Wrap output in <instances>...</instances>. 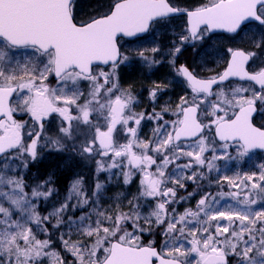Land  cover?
Masks as SVG:
<instances>
[{
  "label": "snow or ice",
  "instance_id": "6c2138e0",
  "mask_svg": "<svg viewBox=\"0 0 264 264\" xmlns=\"http://www.w3.org/2000/svg\"><path fill=\"white\" fill-rule=\"evenodd\" d=\"M253 24L247 47L226 49L222 71L202 77L177 64L186 46L208 47L217 32L243 40ZM161 31L172 37L166 49ZM125 38L152 46L125 47ZM165 59L190 95L175 110L136 112L121 69L137 61L151 70ZM233 78L247 83L232 86ZM170 85L154 82L153 105ZM260 111L264 0H101L87 18L78 0H0V264H264V164L239 182L209 175L215 161L233 159L230 148L237 158L264 149V124L253 121ZM145 121L154 123L149 138L140 136ZM45 153L94 166L95 180L89 192L77 174L64 200L42 215L58 189L51 175L29 182L28 172ZM137 176L127 210L101 206L108 183L128 186ZM205 181L220 190H206ZM196 193L195 207L179 212ZM221 200L232 203L218 207ZM77 209L78 217L69 215ZM52 229L71 260L53 250ZM73 229L82 239L71 240Z\"/></svg>",
  "mask_w": 264,
  "mask_h": 264
},
{
  "label": "rangeland",
  "instance_id": "374dc122",
  "mask_svg": "<svg viewBox=\"0 0 264 264\" xmlns=\"http://www.w3.org/2000/svg\"><path fill=\"white\" fill-rule=\"evenodd\" d=\"M196 1L197 0H192ZM182 24L180 22V19L176 21V25ZM252 36V35H251ZM171 34L169 32L161 31L160 34L158 35L157 39L158 42L161 44L162 47L165 49L167 48V45L169 44L171 40ZM246 39V38H244ZM248 39V38H247ZM232 40L227 41L224 44L221 40L216 41V39H212L209 42L208 47H201L198 45L197 47H189L186 46L182 53L179 55L177 64H190V67L195 68L198 72L199 75L202 77H208L212 74L217 72L216 68L221 66L222 61L227 56L226 49L231 46H237L235 45V42L240 41H233L232 45H229ZM241 42V41H240ZM238 42V43H240ZM122 43H125V47H138V46H143V47H151L152 43L151 41H132V43H127L126 41H122ZM229 45V46H228ZM223 47L221 50L220 48ZM200 53V54H199ZM182 57L183 60L180 58ZM22 59V57H21ZM166 60V59H165ZM167 61V60H166ZM259 63V61H257ZM165 71L164 76L161 78L152 77L148 76L150 72L152 71L153 67L151 70H149L147 67L143 66L141 63L137 61H133L128 68L134 69L135 67H139L140 70L139 72L145 73V83H141V86L137 87L138 85H134L132 82L129 81V78L127 77V74L129 72H132L133 70H129L126 66L121 69L120 73V86L125 89V90H130L133 95L136 97L137 103L135 105L134 110L136 112H143L145 110L151 111L152 107H156L157 110L162 105H166L171 109L175 110L176 105L179 103V99L181 96L185 95L188 93L190 95V90L187 89L186 85L182 80H178L175 76V73L173 69L170 67L169 62H163L160 64ZM159 66V65H158ZM211 69V71H209ZM136 70V69H135ZM154 70H158L157 68ZM156 73V72H154ZM51 79V78H49ZM122 79V80H121ZM52 86H55V82L50 80ZM154 82L160 83V84H166L171 82V85L168 89V91L164 94H161L158 97V102L153 105L152 101L149 98V91L153 87ZM143 84V85H142ZM236 84H232V86H235ZM85 91H87V85H84ZM264 115V111H262ZM27 119V117H25ZM166 119H175L171 113L166 117ZM154 127V123H150L145 121L142 126H141V133L140 136L141 138H149L152 136V130ZM209 138H212L213 134L208 133L207 134ZM117 139L119 142L123 143L124 139L121 133H117ZM193 142H187L184 143L185 145L192 144ZM216 147L219 149L220 145L217 143ZM208 157H211V153H207ZM229 155L233 157V159L228 160H217L215 161V166L217 170H213L209 175L215 181L217 178H222L223 176H228L229 178L239 182L241 178H243L245 173H252V172H259L260 165L264 164V153H258V152H253V153H248L247 156L237 158V152L235 151V148H230L229 149ZM85 165V164H84ZM85 173L88 174V179L89 182L88 184H84L85 188L91 192L93 190V183L95 180V176L93 174V168L94 166L92 165H85ZM172 166H170L171 169ZM105 175L102 174L100 179L101 181L105 180ZM32 180H29L31 182ZM223 184V191L227 192L230 190L228 184L226 181H221ZM205 188L206 190H210L213 193L218 192L220 189L217 188L215 183H213L211 186L207 185V182L205 181ZM139 189V177L137 176L133 183H131L128 186H124L122 182H118L116 179H113L110 183L107 184V187L103 191L101 197H100V204L104 209H112L116 210V206L120 205L124 210H127V201L128 198H130L132 195L137 194ZM193 191V185L189 183V186L187 188V192H192ZM180 195H186V192L181 189L180 190ZM65 198L64 197H54L52 200L48 201L47 204H42L40 207V211L42 215H46L48 211H51L52 206L58 204V202L63 201ZM200 198V193H196L193 198L187 202L181 203L178 205V211L183 212L186 208H194L196 205V202ZM228 203H232L230 200H221L220 204L217 205L218 207H226ZM81 214V210L77 209L75 213H69V215H74L75 217H78ZM52 231V239H53V250L59 252L62 256L67 257L69 260L72 259V257L64 251L63 245L61 244L59 240V234L55 232L54 229ZM62 232H67V228L61 229ZM37 236L39 239H47V235L42 234L39 230H37ZM65 238H69L66 236ZM70 238L73 241L80 240L82 239L79 233L75 231V229L72 230L70 233ZM151 237L145 236L144 239L147 241ZM157 240V243H160V237L156 236L154 237ZM190 245L185 242V247H189ZM43 264H54L53 261H50L49 259H45L43 261ZM194 264V261H193Z\"/></svg>",
  "mask_w": 264,
  "mask_h": 264
},
{
  "label": "flooded vegetation",
  "instance_id": "af4514ba",
  "mask_svg": "<svg viewBox=\"0 0 264 264\" xmlns=\"http://www.w3.org/2000/svg\"><path fill=\"white\" fill-rule=\"evenodd\" d=\"M180 22L183 23L182 18L180 19ZM256 33H257V29L255 27V24H253L251 30L244 36V38L246 39L240 40L241 42L240 41L235 42V45L247 47L248 46L247 40L251 37V35H254ZM212 39H216V41L221 40L224 44L226 43V40L227 41L231 40L228 38V34H225V33H215ZM232 43L233 41H231L229 45H232ZM231 47H236V46H231ZM220 49L222 50L223 47H221ZM226 58L224 59V61H222L221 66L216 68L217 72L223 70ZM180 59L184 61L182 57ZM164 62H167V61L164 60ZM188 66L190 67L189 63H188ZM50 78H51L50 80L55 82L54 78L52 77ZM234 83L238 84V83H247V82L232 81V84ZM257 118H262L261 124H264V115L262 111L258 112L257 116L254 117L255 123H257V125H261L257 122ZM85 167L86 166L80 161L75 160V159L69 160L67 156L65 155L57 154V153H50V154L45 153L43 155V158L38 160L30 168L28 172V177H29V180H33L36 177L43 178L45 176L51 175L54 178L55 186L58 189V195L56 197H64L67 193L70 182L77 174H80L83 176L84 184L86 185L88 184L89 179L87 177L88 174L85 173V170H84Z\"/></svg>",
  "mask_w": 264,
  "mask_h": 264
},
{
  "label": "trees",
  "instance_id": "16d2710c",
  "mask_svg": "<svg viewBox=\"0 0 264 264\" xmlns=\"http://www.w3.org/2000/svg\"><path fill=\"white\" fill-rule=\"evenodd\" d=\"M101 0H78V11L80 13V16L81 18H87L88 15H90L92 13V11L94 10V7L100 3ZM179 2L181 4H184V5H192V4H195L196 1H192V0H179ZM126 68V67H125ZM128 68V66H127ZM158 69L157 71L154 70V69ZM130 71L133 70L132 72H129L127 74V77L126 78H129V81L132 82L134 85H138L137 87L141 86V83H145V75L141 72H139L140 68L138 67H135L134 69H131V68H128ZM136 69V70H135ZM163 67L161 65L155 67L152 69V71L150 72V74H148V76L152 77L154 75V77H163L164 76V73L165 71H163ZM156 72V73H154ZM122 80V79H121ZM143 85V84H142ZM257 122L259 124L262 123V118H257ZM61 179V178H59Z\"/></svg>",
  "mask_w": 264,
  "mask_h": 264
},
{
  "label": "water",
  "instance_id": "95a60500",
  "mask_svg": "<svg viewBox=\"0 0 264 264\" xmlns=\"http://www.w3.org/2000/svg\"><path fill=\"white\" fill-rule=\"evenodd\" d=\"M217 33H224V32H217ZM227 34V33H226ZM126 40H134L135 38H125ZM233 80H236L235 78H233ZM256 113L253 114V117L255 116ZM191 141V140H190ZM190 141H184V142H190ZM252 151H259V152H264V149H253Z\"/></svg>",
  "mask_w": 264,
  "mask_h": 264
}]
</instances>
